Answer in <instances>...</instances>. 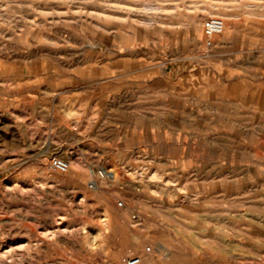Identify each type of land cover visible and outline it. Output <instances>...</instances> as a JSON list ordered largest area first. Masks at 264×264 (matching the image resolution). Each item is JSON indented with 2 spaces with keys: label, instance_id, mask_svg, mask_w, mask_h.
Returning <instances> with one entry per match:
<instances>
[{
  "label": "rangeland",
  "instance_id": "374dc122",
  "mask_svg": "<svg viewBox=\"0 0 264 264\" xmlns=\"http://www.w3.org/2000/svg\"><path fill=\"white\" fill-rule=\"evenodd\" d=\"M154 1L0 0V264H264V0Z\"/></svg>",
  "mask_w": 264,
  "mask_h": 264
},
{
  "label": "built area",
  "instance_id": "2783aa9c",
  "mask_svg": "<svg viewBox=\"0 0 264 264\" xmlns=\"http://www.w3.org/2000/svg\"><path fill=\"white\" fill-rule=\"evenodd\" d=\"M225 28V20L219 16L208 17L205 23V32L209 37L208 44H212L211 38L215 34L223 32ZM50 165L53 169L58 171H66L69 168V161L61 156L55 155L51 157ZM107 170L105 168L99 169L95 172V178L90 181V186L94 188L97 185V181L106 176ZM121 205L122 202H119ZM147 250H151V247H148ZM127 264H140L142 262V257L139 255H132L125 259Z\"/></svg>",
  "mask_w": 264,
  "mask_h": 264
},
{
  "label": "bare ground",
  "instance_id": "6f19581e",
  "mask_svg": "<svg viewBox=\"0 0 264 264\" xmlns=\"http://www.w3.org/2000/svg\"><path fill=\"white\" fill-rule=\"evenodd\" d=\"M119 3H121L120 1H119ZM142 4H143V6L145 7V8H149V9H162L163 8V5L160 3V2H157V1H145V0H142V2H141ZM53 5V4H52ZM251 5V4H250ZM54 6V5H53ZM111 7H124V8H126V9H128V10H135L132 6H123V5H121V4H111ZM254 7V6H253ZM144 8V9H145ZM148 10V9H147ZM134 12V11H133ZM108 13H111V12H108ZM96 14V13H95ZM162 16V15H161ZM141 19H142V21H146L147 23L148 22H154L157 18L154 16V15H145V16H142L141 17ZM99 20V19H98ZM96 21V20H95ZM140 22V21H139Z\"/></svg>",
  "mask_w": 264,
  "mask_h": 264
}]
</instances>
